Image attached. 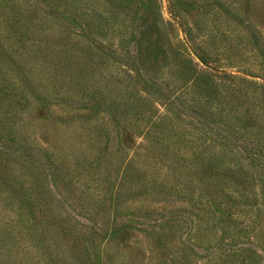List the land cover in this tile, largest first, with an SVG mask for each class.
<instances>
[{"label": "trees", "instance_id": "obj_1", "mask_svg": "<svg viewBox=\"0 0 264 264\" xmlns=\"http://www.w3.org/2000/svg\"><path fill=\"white\" fill-rule=\"evenodd\" d=\"M166 2L0 0V264H115L121 195L123 264H264V0Z\"/></svg>", "mask_w": 264, "mask_h": 264}, {"label": "rangeland", "instance_id": "obj_2", "mask_svg": "<svg viewBox=\"0 0 264 264\" xmlns=\"http://www.w3.org/2000/svg\"><path fill=\"white\" fill-rule=\"evenodd\" d=\"M162 14L164 16V19H169L167 22V29H171L172 32H175V25L170 21V16L167 10V2L166 0H162L161 5ZM172 35V33H171ZM1 42V41H0ZM200 70L204 71L206 68L204 65H200ZM38 108L32 109L28 113H38ZM29 117V115H27ZM40 120L34 121V131L38 129ZM33 136V135H32ZM34 140H38L37 134H34ZM118 170L116 171L117 174ZM58 187L65 191V193L68 195V197H64V202L67 204L66 207L69 210H72L73 212H77L76 219L80 221H84V217L82 216L83 211L86 207V203L88 201V198H84L82 195L79 194L78 190H73L72 188L74 185L70 184L69 182L64 181H57ZM73 191V192H72ZM78 195H77V193ZM43 201L46 203V205H52L50 195L48 192H43ZM122 201H126V199L122 198V195L118 197L117 200L112 201L110 199H107V203L104 205H100L99 207L95 206L92 209V215H90V223L94 222L93 229H98L101 232L98 234L100 238L99 244L103 247L104 252L108 254L109 258L112 259V261L115 264H123L122 258L125 257L122 255V251H125V255L127 254V257H125V260L128 258L132 260V262L138 261V262H146L148 254L145 252L149 249L150 242L148 243L147 240H142L140 243V232L142 231V227H146L145 225H142L139 221H136L135 219L131 217H127L123 215L122 209L118 212H115L117 214V217H113L110 214L111 206H107L108 203L110 205L113 204H120ZM60 204V203H59ZM61 206V204H60ZM57 203L53 205L54 209L56 211H59L61 209ZM49 209V207L47 206ZM51 212V215L56 214V218H52L46 215L44 213V222H52V221H60V216L57 214L58 212H53L51 209H49ZM117 219V222H116ZM131 221V225L124 226V220ZM132 219V220H131ZM53 223V222H52ZM130 223V222H129ZM153 225V223H150ZM47 225H53L51 223H48ZM112 229V230H111ZM157 229V227H156ZM111 231L108 235L103 234L104 231ZM182 230V229H181ZM178 229V232L181 231ZM92 231V229L90 230ZM104 236V237H103ZM178 239L174 238L172 239L171 243H177ZM123 247V248H122ZM150 256V255H149ZM193 258H196L193 256ZM137 264V262L135 263Z\"/></svg>", "mask_w": 264, "mask_h": 264}]
</instances>
